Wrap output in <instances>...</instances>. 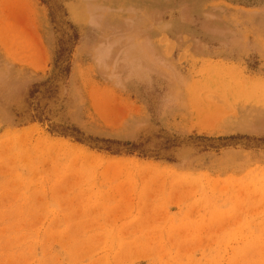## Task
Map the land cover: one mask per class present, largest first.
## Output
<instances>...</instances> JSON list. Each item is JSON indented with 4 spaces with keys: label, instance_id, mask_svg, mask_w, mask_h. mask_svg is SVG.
Wrapping results in <instances>:
<instances>
[{
    "label": "rangeland",
    "instance_id": "rangeland-1",
    "mask_svg": "<svg viewBox=\"0 0 264 264\" xmlns=\"http://www.w3.org/2000/svg\"><path fill=\"white\" fill-rule=\"evenodd\" d=\"M39 1L41 31L54 33L46 79L21 104L0 107V264H264V110L231 105L219 77L193 85L209 74L186 56H170L142 97L134 87L143 73L123 45L119 56L108 44L82 58L68 92L83 24L66 10L70 0ZM136 3L167 5L164 25L160 14L133 10ZM102 4L109 37L130 38L153 23L174 35H227L226 53L263 54L232 60L264 75V51L246 40L264 34L246 25L264 17V0ZM131 92L152 112L134 106ZM191 92L204 106L188 105Z\"/></svg>",
    "mask_w": 264,
    "mask_h": 264
},
{
    "label": "crops",
    "instance_id": "crops-1",
    "mask_svg": "<svg viewBox=\"0 0 264 264\" xmlns=\"http://www.w3.org/2000/svg\"><path fill=\"white\" fill-rule=\"evenodd\" d=\"M74 2V0L68 1L66 10L70 12L72 18L82 21L83 30L71 52L68 74L65 78L66 91H71L75 85V73L82 58L97 56L96 53L102 49L101 46L108 44H112L114 56H119L120 47L123 45L126 48L123 51L126 52V57L133 59L131 68L143 73V78L134 87L135 90L142 91V97L149 95L148 88L151 87L154 79L163 78V72L166 70L170 56L176 57V59L186 56L189 57V66L193 65L194 68L197 67L198 72L209 74V80H206V74L200 75L193 79V85L202 86L203 83L212 82L213 78L219 77L223 80L220 89L225 91V96L231 105H248L257 110H264V96L260 98V87H264V75H260V70H245V73L244 64L232 60L233 58L260 57L263 54L248 55L243 54L242 51L239 53L238 50L236 54L226 53L233 46L231 44L233 38L231 39L227 35L218 37L202 31V33L198 31L192 35L185 33L174 35L170 34L169 29H160L158 32L156 30L158 24H151V22L152 27L146 28L144 33L126 39H115L104 33V14L109 9L102 4V0H78L80 3L78 10V7L73 6ZM136 4L132 8L133 10L140 11L147 17L160 14L159 26L164 25L163 22L166 21L163 19V15L168 11L167 5L147 7L139 5V3ZM236 5L256 10L257 5L262 4L239 2ZM127 8L123 9L127 10ZM75 10H77L76 13ZM262 18H257L246 25L260 24V27H264V17ZM41 20L42 11L39 0H0V107H4L6 111H9L14 105L21 104L29 89L46 79L49 69V48L54 46L52 44L54 33L51 27L41 31ZM44 25H48L46 21H44ZM248 35L250 34L246 35L247 42L259 43V52H263L264 34ZM242 40L245 41L242 38L240 42ZM190 45L191 49L187 47ZM89 65L87 63V68ZM97 80V78L93 80L94 84L100 87V82ZM188 99V105L192 107L204 106L202 102L196 101L194 92L189 93ZM130 100L134 106L143 105L146 111L152 112L151 103L137 101L139 99L132 92ZM134 109L136 110L137 107ZM240 114L241 116L246 115L242 112Z\"/></svg>",
    "mask_w": 264,
    "mask_h": 264
}]
</instances>
